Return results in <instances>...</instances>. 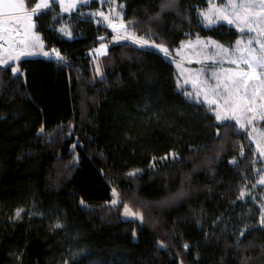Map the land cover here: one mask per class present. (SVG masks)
I'll list each match as a JSON object with an SVG mask.
<instances>
[{
	"label": "trees",
	"instance_id": "obj_1",
	"mask_svg": "<svg viewBox=\"0 0 264 264\" xmlns=\"http://www.w3.org/2000/svg\"><path fill=\"white\" fill-rule=\"evenodd\" d=\"M116 1L129 30L169 55L188 37L232 45L240 34L202 26L206 0ZM57 10L34 27L63 59L0 64V264H60L66 248V264H264V225L240 229L250 196L241 192L264 193L248 132L189 101L164 52L114 42L90 19L63 38L50 21ZM101 43L109 66L94 81L90 50ZM29 201L39 213L15 220ZM52 216L60 227L45 224Z\"/></svg>",
	"mask_w": 264,
	"mask_h": 264
},
{
	"label": "rangeland",
	"instance_id": "obj_2",
	"mask_svg": "<svg viewBox=\"0 0 264 264\" xmlns=\"http://www.w3.org/2000/svg\"><path fill=\"white\" fill-rule=\"evenodd\" d=\"M90 1L92 0H56L55 3L58 5V10L51 12L52 17L50 21L59 36L66 39L74 38L76 34L73 31L72 23L77 21L78 18L90 19L95 24H100L107 28H109L110 24L120 25L123 23L125 27L122 28L121 31L112 32V41L117 42L124 39H132L164 52L162 50L164 47L137 38L129 30L128 24L123 20V5L116 0H96L98 2L96 8L83 9L80 10L77 17L72 16V13L76 12L78 8L88 4ZM5 2L6 0H0V21L5 19L4 13L6 10L3 7ZM36 2H40V0ZM49 2L51 7V0H49ZM206 2V6L198 11L200 23L205 28H211L219 24H225L234 28L240 34L232 45H225L210 37L195 36L182 40L172 55L165 52L164 54L170 57L175 67L177 89L183 90L184 96L189 101L204 104L213 114L217 122L231 119L237 123L240 129L248 132L260 160L257 185L264 189V184L259 183V181L264 178V116L261 115L264 114V70L259 68L249 69L244 63L245 59H252L260 55L259 44L256 41L259 40L260 43H264V11H261L258 7L260 0H206ZM70 4H75V7L65 11L64 9ZM231 4H251L253 7L246 13L244 9L239 7L234 9L228 6ZM47 10L48 9H41V13L43 14ZM27 11L29 14L31 13L30 9H27ZM99 12H103L108 19L106 20L104 17L97 15ZM234 12L238 13L240 17H245L247 15L249 22L255 20L258 23H252V30H249L248 24L241 23L240 20H237L233 15ZM8 15L23 17L25 14L22 12H8ZM225 16L233 20L234 23L229 24L228 19H224ZM33 17H35V15L32 16L31 23L36 24L38 21ZM209 20L213 22L209 23ZM7 26L11 29L10 32H19L16 37L21 36V38H16V41L26 40L29 46L25 47L21 44V47L18 48L19 45H16L15 47L17 48H14L11 54L13 58L17 56L19 58L9 59L7 57H0V64H5V59H8V64H10L16 63L19 59L24 57H52V53L45 48L40 32L37 31L35 27H29L27 19L21 20L18 30L12 24H8ZM62 28L66 29L70 35H66L65 32H62ZM241 28H243L244 31H241ZM25 33H27V35H25ZM118 35L120 37L119 39L116 38ZM34 36H39L42 46H31V40ZM2 38L6 41L3 35ZM250 40L252 41L251 45H249ZM237 41H240V44H237ZM5 47H0V51H4ZM249 48L255 49V52L251 55H249ZM106 51L107 44L101 43V48L91 51L90 53L94 81L100 80L104 76L105 69L109 66L105 53ZM21 52H28L31 54L20 55ZM44 53H48V55H44ZM217 62H221V65ZM13 68L18 69L16 65ZM244 72H248L255 78L249 79L245 77L244 81L241 82V77ZM244 83L247 84V88L244 87ZM217 85H219L218 88ZM249 108H251V111L248 110ZM218 113L222 117H225V119L217 120L216 116ZM241 125H243V127H241ZM141 171L142 170L139 168H134L130 169L128 173H140ZM244 193V196H250L246 201V214L243 217L240 229L251 223L261 225L260 218L262 214H264V193H255L252 189H245ZM113 200H116L118 203L116 193L113 194L111 204H113ZM125 208L127 207H124V212ZM127 209H129V213H125V216L130 218L139 216L130 208ZM17 210H22L19 218H16ZM17 210L13 213L15 220H20L24 216L30 218L39 213L37 205L30 201ZM44 219L45 224L49 227H56L57 224H60L57 217L52 216ZM66 249V253H63L64 255H62L61 260L59 259L60 264H66L68 260L65 258L71 257L75 253V250L71 248Z\"/></svg>",
	"mask_w": 264,
	"mask_h": 264
},
{
	"label": "snow or ice",
	"instance_id": "obj_3",
	"mask_svg": "<svg viewBox=\"0 0 264 264\" xmlns=\"http://www.w3.org/2000/svg\"><path fill=\"white\" fill-rule=\"evenodd\" d=\"M29 2H33L34 3V7H32L31 9V13L29 14L28 11H27V4L25 3V0H6V2L3 4V7L4 9L6 10L4 15H5V19L3 21H0V26H2V30L5 32V33H9L11 31V29L7 26L8 24H12L14 27L17 28V30L19 29V25H20V22L22 19H27L28 22H29V27H34V25L31 23L32 21V16L33 15H41V9H49L50 8V2L49 0H40V2H34V0H29ZM52 3H55L56 0H51ZM232 8H236V7H239L241 9H244L245 12L247 13L248 10L250 8L253 7V5L251 4H241V5H235V4H231V5H228ZM75 7V4H70L68 5L67 8H65L64 10L67 11L69 8H73ZM227 7V6H226ZM258 7L261 9V11H264V0H260V3L258 5ZM8 12H22L24 13L25 15L23 17L21 16H10L8 15ZM97 15H100L102 17H104V19H108L107 16H105V14L103 12H99L97 13ZM233 15L236 17L237 20H240L241 23H245V24H248V27H249V30H252L251 28V24L252 23H258L257 21L253 20L251 22H249L248 20V17L247 15L245 17H240L238 13H233ZM253 15H256V14H253ZM207 18V17H206ZM224 19H228L227 16L224 17ZM213 21L212 20H209V23H212ZM228 23L229 24H232L234 23L233 20L231 19H228ZM120 27L121 28H124L125 25L123 23L120 24ZM241 31H244L243 28L240 29ZM62 32H65L66 35H70V33H68L66 31V29H61ZM16 34H19V32L17 31ZM25 35H27V33H25ZM117 39H119V35L116 37ZM102 39V38H101ZM258 44H259V48H260V55L258 57H253L252 59H245L244 60V63L248 66L249 69H256V68H259L261 70H264V43H260L259 40L256 41ZM5 43H7V41H5ZM13 43H19V44H23L25 47H28V42L26 40H20V41H15L13 40ZM237 44H240V41H237ZM252 44V41L250 40L249 41V45ZM42 46L41 45V42H40V38L39 36H34L33 39L31 40V46L32 47H36V46ZM165 53H167V49L164 48L162 49ZM253 52H255V49L254 48H249V55H251ZM31 53H28V52H21L20 55H30ZM44 55H48V53H44ZM58 58L59 59H63V57H59V54H57ZM19 57H9V59H18ZM5 64H8V59H5L4 61ZM10 66V65H9ZM13 73H16L18 71L17 68H13ZM247 77L249 79L251 78H255V77H252L248 72H244L242 74V77H241V82L244 81V78ZM219 87V85H217V88ZM244 87L247 88V84L244 83ZM249 111H251V108L248 109ZM262 116H264V114H261ZM216 119L217 120H221V119H225V117H222L219 113L217 114L216 116ZM239 122V121H237ZM241 127H243V125H241ZM41 132H43V129H41ZM75 147V146H74ZM175 154H173L174 156ZM167 157H164L163 159H166ZM129 175H135V173H129ZM259 183H262L264 184V178H262ZM245 195L244 192H241L240 196L241 198H243ZM113 204H116L117 201L116 200H113L112 201ZM21 211L22 210H17L16 212V218H19L20 217V214H21ZM125 213L128 214L129 213V209L125 208ZM260 223L261 225H264V214H262L261 218H260ZM56 227H60L59 224L56 225ZM244 233L242 232L241 235H243ZM163 246V245H161ZM185 248L188 247V245H185L184 246Z\"/></svg>",
	"mask_w": 264,
	"mask_h": 264
},
{
	"label": "crops",
	"instance_id": "obj_4",
	"mask_svg": "<svg viewBox=\"0 0 264 264\" xmlns=\"http://www.w3.org/2000/svg\"><path fill=\"white\" fill-rule=\"evenodd\" d=\"M0 28H1V30H2V26H0ZM17 33V31H15L14 33H12V32H9V33H5L3 30H2V35H3V37L5 38V40L7 41V45H6V47H5V49H4V51H0V57H7V58H9V57H12V54H11V51L14 49V48H17V47H15L16 45H19V47L18 48H20L21 47V44H19V43H13V41L12 40H15L16 41V38H21V36L20 37H16V34ZM19 40V39H18ZM20 41V40H19ZM104 44V43H103ZM98 48H101V44H99V45H97L96 47H94V48H92L91 50H90V53H91V51H95V50H97ZM106 53V52H105ZM104 53V54H105ZM210 61V60H209ZM218 63V62H217ZM221 62H219L218 64H220ZM225 63V62H224ZM197 65V64H196ZM221 65V64H220Z\"/></svg>",
	"mask_w": 264,
	"mask_h": 264
},
{
	"label": "water",
	"instance_id": "obj_5",
	"mask_svg": "<svg viewBox=\"0 0 264 264\" xmlns=\"http://www.w3.org/2000/svg\"><path fill=\"white\" fill-rule=\"evenodd\" d=\"M34 24V23H33ZM125 25V24H124ZM121 27L119 24H110L109 25V30L111 32H118L121 31ZM49 52L52 53V57L58 58L57 54H59L54 48L49 49ZM59 57H61V55L59 54ZM59 59V58H58Z\"/></svg>",
	"mask_w": 264,
	"mask_h": 264
},
{
	"label": "built area",
	"instance_id": "obj_6",
	"mask_svg": "<svg viewBox=\"0 0 264 264\" xmlns=\"http://www.w3.org/2000/svg\"><path fill=\"white\" fill-rule=\"evenodd\" d=\"M0 19H1V15H0ZM5 46H6V43L4 39L2 38L1 30H0V47H5Z\"/></svg>",
	"mask_w": 264,
	"mask_h": 264
}]
</instances>
